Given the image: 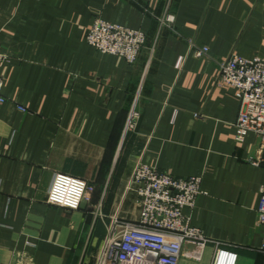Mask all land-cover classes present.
I'll return each instance as SVG.
<instances>
[{"label": "crops", "instance_id": "obj_1", "mask_svg": "<svg viewBox=\"0 0 264 264\" xmlns=\"http://www.w3.org/2000/svg\"><path fill=\"white\" fill-rule=\"evenodd\" d=\"M97 17L144 33L132 63L87 43ZM0 50V264H95L110 221L138 217L139 162L200 177L183 213L209 241L177 264L217 248L264 264L259 141L235 140L240 101L217 79L230 53L264 56V0H0ZM57 172L86 181L77 209L47 202Z\"/></svg>", "mask_w": 264, "mask_h": 264}, {"label": "built area", "instance_id": "obj_2", "mask_svg": "<svg viewBox=\"0 0 264 264\" xmlns=\"http://www.w3.org/2000/svg\"><path fill=\"white\" fill-rule=\"evenodd\" d=\"M172 21L171 15L164 16L168 25ZM85 39L98 51L117 54L132 63L144 44L145 35L140 29L97 17L88 27ZM189 51L195 57H202L208 48L197 47L190 40ZM5 59L6 54L0 50V65ZM217 79L220 84L234 88L240 101L234 124L235 140L241 141L245 134L252 132L259 141L261 153L255 163L264 164V56L243 58L230 53L221 61ZM2 87L0 77V103L7 100ZM136 120L137 112L132 109L125 129H134ZM128 187L136 193L138 217L135 220L114 217L110 221L95 264H177L181 257L199 260L209 240L190 224L183 209L194 207L197 197L203 193L200 177H175L139 162ZM86 189L85 180L57 172L48 190L47 202L74 210L80 206ZM257 222L262 228L260 250L264 254V185L260 187ZM236 258L235 252L217 248L211 264H235Z\"/></svg>", "mask_w": 264, "mask_h": 264}]
</instances>
